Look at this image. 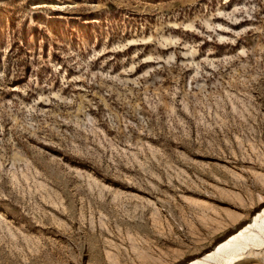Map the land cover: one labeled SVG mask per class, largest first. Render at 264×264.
Listing matches in <instances>:
<instances>
[{"label": "rangeland", "instance_id": "rangeland-1", "mask_svg": "<svg viewBox=\"0 0 264 264\" xmlns=\"http://www.w3.org/2000/svg\"><path fill=\"white\" fill-rule=\"evenodd\" d=\"M263 211L264 0H0V264H216Z\"/></svg>", "mask_w": 264, "mask_h": 264}, {"label": "bare ground", "instance_id": "bare-ground-1", "mask_svg": "<svg viewBox=\"0 0 264 264\" xmlns=\"http://www.w3.org/2000/svg\"><path fill=\"white\" fill-rule=\"evenodd\" d=\"M257 228L258 233L255 232ZM264 234V211L258 215L254 224L239 230L224 243H220L216 251L206 257L216 264H233L240 259L243 252L251 245H261L257 239ZM191 264H211L203 261H193Z\"/></svg>", "mask_w": 264, "mask_h": 264}]
</instances>
